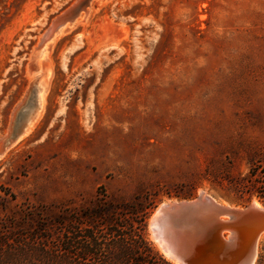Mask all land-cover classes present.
I'll list each match as a JSON object with an SVG mask.
<instances>
[{"label": "rangeland", "instance_id": "374dc122", "mask_svg": "<svg viewBox=\"0 0 264 264\" xmlns=\"http://www.w3.org/2000/svg\"><path fill=\"white\" fill-rule=\"evenodd\" d=\"M75 1L0 0V139L23 107L26 119L38 110L32 132L0 158V229L17 243L54 230L51 254L12 259L68 264L58 221L68 226V212L96 201L145 204L147 238L163 256L150 227L162 204L204 192L264 205V0L95 2L49 44L53 74L39 101L32 51ZM48 97L68 98V135L43 121Z\"/></svg>", "mask_w": 264, "mask_h": 264}, {"label": "water", "instance_id": "95a60500", "mask_svg": "<svg viewBox=\"0 0 264 264\" xmlns=\"http://www.w3.org/2000/svg\"><path fill=\"white\" fill-rule=\"evenodd\" d=\"M94 1L76 0L52 20L32 51L31 72L41 70L39 52L44 43L85 15ZM35 97L31 96L29 103L32 99L36 102ZM25 129V125L15 127L0 139V158ZM152 221L157 223L153 238L176 264H256L258 242L264 234V209L254 202L235 207L221 204L202 192L193 199L165 203L155 210L150 226Z\"/></svg>", "mask_w": 264, "mask_h": 264}, {"label": "trees", "instance_id": "16d2710c", "mask_svg": "<svg viewBox=\"0 0 264 264\" xmlns=\"http://www.w3.org/2000/svg\"><path fill=\"white\" fill-rule=\"evenodd\" d=\"M261 179L258 177L252 183H259ZM147 209L143 203L115 204L105 200L96 201L92 207L74 209L68 212V226L63 218L58 221L63 234L68 233V241L62 242L64 250L62 246L57 250L68 253V264H173L147 238ZM53 231V227L46 226L39 229L35 238L29 233L20 235L26 242L17 243V237L9 238L0 229V264H17L11 256L20 253L51 254L44 251L49 250L47 242L52 240ZM11 240L13 244L4 247Z\"/></svg>", "mask_w": 264, "mask_h": 264}, {"label": "bare ground", "instance_id": "6f19581e", "mask_svg": "<svg viewBox=\"0 0 264 264\" xmlns=\"http://www.w3.org/2000/svg\"><path fill=\"white\" fill-rule=\"evenodd\" d=\"M98 1H102V0H95L93 3L98 2ZM91 8H92V6H91ZM91 8L87 11V13L85 15H82L80 18H78L72 25L65 26L64 29H62L57 35L52 37L50 40L46 41L44 43V45L42 46V48H41V50L39 52V62H40V67H41V72H42V78H44V79H42L43 81L41 80L42 84L40 82V84H39V86L37 88V91H38L37 97L39 98V101H40V97L39 96H41V98L43 99V102H45V98L47 96V93H48V90H49L50 81H51L52 74H53V64L51 62V59L49 58V51H48L47 48L51 45L52 42H55V40L59 39L61 36L67 34L69 31L73 30L75 27H77L79 24H81V23H79L80 19H82V21L85 20L87 18L88 14H89ZM40 91H41V95H40ZM37 111L35 113H37ZM35 113H34V115H32L31 118L30 117L27 118V119H26V117L23 118V124L26 126V129H27V127H29V129L27 131L25 129L24 134L27 132L26 136L29 135L32 132V130H33V128H34V126H35V124L37 122V119H35V121L31 122V120L35 118L34 117L36 115ZM39 115H40V113H39ZM21 137L18 139V141L21 139ZM202 193L205 194L204 192H202ZM254 204L257 207H259L261 209H264V205L261 204L258 200H254ZM164 205H165V203L162 204L161 207H163ZM150 227H151V230H152V235L154 236L156 234L154 232H156L155 230L157 228V223L155 221H152ZM262 238H264V234L260 237L259 240H261ZM154 240H155L156 243L158 242V240H156V239H154ZM157 245H158V243H157ZM162 252H163L164 256L171 261L169 256L167 254H165L163 250H162ZM173 263H175V262H173Z\"/></svg>", "mask_w": 264, "mask_h": 264}, {"label": "crops", "instance_id": "0c3cea01", "mask_svg": "<svg viewBox=\"0 0 264 264\" xmlns=\"http://www.w3.org/2000/svg\"><path fill=\"white\" fill-rule=\"evenodd\" d=\"M34 102L35 99H32L31 104L33 105ZM21 114L22 117L18 118L16 121V127L18 128H22L24 126L23 118L25 115V109H22ZM42 119L44 122L47 121L49 128L57 125L58 122H62L64 124V127H62L65 129V132L68 135V98L66 97L65 101L59 104L57 97H48Z\"/></svg>", "mask_w": 264, "mask_h": 264}]
</instances>
